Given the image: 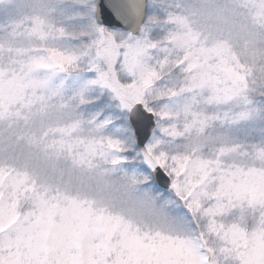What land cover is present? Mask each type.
Returning <instances> with one entry per match:
<instances>
[{
    "label": "snow or ice",
    "instance_id": "obj_1",
    "mask_svg": "<svg viewBox=\"0 0 264 264\" xmlns=\"http://www.w3.org/2000/svg\"><path fill=\"white\" fill-rule=\"evenodd\" d=\"M0 264H264V0H0Z\"/></svg>",
    "mask_w": 264,
    "mask_h": 264
}]
</instances>
